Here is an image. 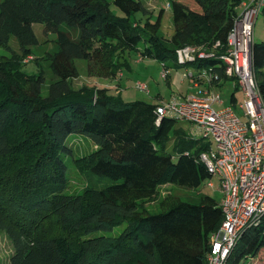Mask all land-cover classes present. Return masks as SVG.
I'll return each mask as SVG.
<instances>
[{
  "label": "trees",
  "instance_id": "1",
  "mask_svg": "<svg viewBox=\"0 0 264 264\" xmlns=\"http://www.w3.org/2000/svg\"><path fill=\"white\" fill-rule=\"evenodd\" d=\"M240 1L167 0L172 32L163 36L161 9L152 22L149 15L134 18L145 15L142 0H0V48L8 49L12 38L27 54L37 42L32 23L55 32L45 96L42 73L21 70L14 61L20 56H0V229L16 243L10 264H206L209 234L222 218L218 202L206 194L196 201L166 195L154 213L141 203L159 186L196 188L211 176L198 160L208 144L189 137L186 124L171 116L155 123L158 102L123 101L118 91L95 84L73 89L70 80L78 75L75 60H93L96 75L115 77L125 53L134 51L164 69L172 59L173 66L205 68L214 82L224 81L220 55ZM184 46L211 55L177 63L176 50ZM250 51L264 105V41L251 42ZM71 133L94 145L73 165L111 183L63 192L62 152H70ZM121 223L115 235L97 234ZM263 252L264 214L239 232L224 264L260 263Z\"/></svg>",
  "mask_w": 264,
  "mask_h": 264
},
{
  "label": "built area",
  "instance_id": "2",
  "mask_svg": "<svg viewBox=\"0 0 264 264\" xmlns=\"http://www.w3.org/2000/svg\"><path fill=\"white\" fill-rule=\"evenodd\" d=\"M263 5L264 0L240 1L242 11L234 18L226 35L225 51L220 55L226 80H231L233 88L243 94V101L237 104L242 119L230 105L212 107L222 100L211 88L223 79L214 82L205 68H200L196 74L184 72L181 77L192 86L202 85V90L184 96L172 95L160 100L155 107V123L162 115L171 116L186 124L189 137L214 143L212 148L208 145L198 153V160L206 171L217 177L221 194L218 204L222 218L217 230L209 234L206 264H224L239 232L258 222L264 214V105L251 66L250 51L252 25ZM210 55L200 46L176 50L177 63ZM166 72L163 68L164 77ZM134 87L146 91L139 81Z\"/></svg>",
  "mask_w": 264,
  "mask_h": 264
},
{
  "label": "rangeland",
  "instance_id": "3",
  "mask_svg": "<svg viewBox=\"0 0 264 264\" xmlns=\"http://www.w3.org/2000/svg\"><path fill=\"white\" fill-rule=\"evenodd\" d=\"M145 7V15L140 12L133 14L134 18H143L148 16L150 21H154L158 9L162 10L159 33L163 36H169L172 32V24L170 20V11L167 6V0H142ZM113 12L120 11L110 4ZM242 11V6L236 8L237 15ZM31 29L36 38V44L28 46L29 52L24 56L21 55V50L17 47L14 39L9 40V48H0V56L4 59L15 58V55L20 56L17 61L20 69L32 74L40 72L44 81L40 86V94L45 96L47 94V84L51 80V74L47 66V60L54 50L55 32L44 31V26L41 23H32ZM67 30L62 26V30ZM252 42L264 41V10L261 8L257 13L252 25ZM204 51V50H203ZM206 52V51H204ZM208 53V52H207ZM126 60L125 64L121 65L120 73L116 75V82L111 76H98L95 74L96 62L93 60H75L78 75L70 80V87L77 89L82 85H97L100 87H107L110 84L113 92L118 91L123 101L143 100L146 102H159L166 100L172 95L184 96L186 94H195L203 89V86L195 87L188 83L185 78L182 80V73L192 72L196 74L200 69H196L192 65L182 64L173 66V60L165 61L166 77L162 75L163 66L161 62L152 57L139 56L136 52L131 51L125 53L123 57ZM102 80V81H101ZM98 81H101L97 84ZM112 81V82H109ZM139 81L142 83L146 91L138 90L134 87V83ZM96 82V83H95ZM211 90L219 94L222 100L221 104L213 103L212 107L217 109L219 107L230 105L236 112L238 117L242 119L240 110L237 107L239 102L243 101V94L238 88H233L231 80H224L218 86H213ZM233 93L235 100L229 101V94ZM184 122H179L183 125ZM187 132V129H186ZM66 145L70 148V152H62V159L65 164V180L66 186L63 190L67 194H79L86 187L102 186L109 184L112 181L107 178H100L89 174L85 170L79 169L73 165L74 158L80 159L94 149L93 142L86 136L78 133H71L65 139ZM202 144H208L211 148L214 146L212 140H202ZM170 146L169 145L167 147ZM210 182L211 185H207ZM218 179L216 176L205 177L196 188H187L178 185L165 184L159 186L156 196L146 203H141L142 207L149 213L158 212L162 206L158 203L162 197L170 195L172 198H180L182 200L196 201L198 194H206L212 197L216 202L221 198L218 189ZM124 223L114 226L111 230L105 232H97L103 235H115L122 229ZM15 240L8 236L3 229H0V264H10L9 256L15 249ZM254 260V259H252ZM260 263L252 262L246 259L243 264H264V252L260 255Z\"/></svg>",
  "mask_w": 264,
  "mask_h": 264
},
{
  "label": "crops",
  "instance_id": "4",
  "mask_svg": "<svg viewBox=\"0 0 264 264\" xmlns=\"http://www.w3.org/2000/svg\"><path fill=\"white\" fill-rule=\"evenodd\" d=\"M101 81H102V80H101ZM101 81H98L97 84H98L99 82H101ZM114 81L116 82V76L114 77ZM109 82H112V81H109ZM95 83H96V82H95ZM220 84H221V83H220ZM220 84H219V85H220ZM102 87H103V86H102ZM107 87H108V88H111L112 86H111L110 84H108ZM231 93H232V92H231Z\"/></svg>",
  "mask_w": 264,
  "mask_h": 264
}]
</instances>
